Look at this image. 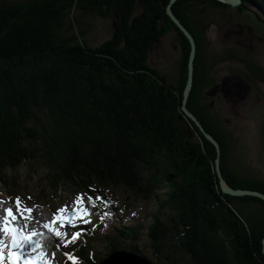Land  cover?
<instances>
[{"label":"trees","instance_id":"trees-1","mask_svg":"<svg viewBox=\"0 0 264 264\" xmlns=\"http://www.w3.org/2000/svg\"><path fill=\"white\" fill-rule=\"evenodd\" d=\"M170 1L0 4V182L15 187L9 180L26 166L31 174L42 171L43 181L87 178L135 190L158 203L148 238L160 264H264V201L222 192L217 150L183 112L191 46L167 15ZM202 1L228 7L217 0L172 7L198 48L187 108L220 144L226 183L264 194V182L232 171L228 142L198 104L209 76L185 7ZM249 1L264 10V0ZM72 9L112 18V38L89 45L80 19L69 17ZM171 30L182 52L175 84L149 65L151 46ZM92 259L79 264H96Z\"/></svg>","mask_w":264,"mask_h":264},{"label":"rangeland","instance_id":"rangeland-1","mask_svg":"<svg viewBox=\"0 0 264 264\" xmlns=\"http://www.w3.org/2000/svg\"><path fill=\"white\" fill-rule=\"evenodd\" d=\"M20 1L26 0H0V4ZM217 1L227 5L220 0ZM242 4L244 5L242 7L227 5V8H217L212 5L214 8H203L202 4L198 2L195 6L189 3L185 8L191 12L196 29L198 23H202L198 30L203 39L205 38L206 44L203 71L204 74L207 71L209 79L201 86V93L204 94L203 100L206 102L202 105L200 96L198 104L205 116L210 118L209 121L212 125L228 142V164L232 171L243 179L264 182V10H260L249 0L242 1ZM141 10L142 5L139 2L135 15H139ZM69 17L80 19L79 29L87 31L85 40L92 47L101 46L113 36L115 27L112 18H102L98 15L85 16L77 9H72ZM181 55L179 38L176 32L171 30L151 46L149 65L166 76L171 84H175L179 77ZM227 83L233 85L240 83L243 90L235 87V90L238 89V94L233 97L234 105L231 104L229 94L226 97L222 92L216 96L213 95L212 97H215L221 104V111L218 109L219 114H217L215 110L208 108V103L212 98L208 97L205 92H212L215 85L223 86L226 89ZM246 86L250 87L244 88ZM248 90L249 94H245ZM13 177L18 180L19 191L8 189L7 182H0V193L3 196L22 194L19 206L16 203L17 199L8 200V205L19 211L16 217L19 223L23 222L24 228H27L26 223L29 222L27 218L37 213L44 217L45 221L47 220V224L53 223L56 215L60 212V206H63L62 208L75 206L77 210L86 207L90 215L81 217L87 222L96 221L97 216L90 206L84 202L82 204L76 202L78 196H81L84 201L83 194L77 190L69 195L61 193V195H65L61 201L49 199L50 208L46 210L44 201L40 198L39 189L36 187L37 182L43 177L42 171L31 174L29 169L24 166L13 174ZM13 179L9 181L11 182ZM25 194H31L39 200L38 205L41 201V207L33 206L24 196ZM8 201L6 198L4 201V198L0 196V206ZM142 204V207L147 210L146 203L142 202ZM238 207L241 208V206ZM246 208L250 210V207ZM24 209L32 211L29 213ZM138 209L143 212L140 207ZM253 210L256 211L257 206L253 205ZM147 246L150 251L141 247V250L144 251L143 255L157 264L153 250L150 248V241Z\"/></svg>","mask_w":264,"mask_h":264},{"label":"water","instance_id":"water-1","mask_svg":"<svg viewBox=\"0 0 264 264\" xmlns=\"http://www.w3.org/2000/svg\"><path fill=\"white\" fill-rule=\"evenodd\" d=\"M179 0H171L170 4L167 7V15L170 17L172 22L178 27V29L184 34V36L188 39L190 46H191V51H190V57H189V62H188V80H187V85L184 90V98H183V112L185 115L195 123V125L198 127L200 132L204 135V137L214 145V147L217 150V159H216V173L220 181V187L222 192L227 195V196H232L235 198H242V197H254L257 199H260L264 201V194L257 192V191H248V190H236L232 187H230L222 173V168H221V149H220V144L218 141L209 133L206 132L204 127L201 125V123L198 121V119L188 110L187 108V103L193 88V83H194V72H195V60L197 57V43L194 38V36L191 34V32L180 22V20L176 17L174 14L172 7L173 5L178 2ZM224 2L225 4L229 5L230 7H238V6H244L242 4L241 0H220ZM263 254H264V240H263ZM102 264H150L148 261L138 258L134 255L131 254H126V253H115L113 254L108 260L103 262Z\"/></svg>","mask_w":264,"mask_h":264},{"label":"snow or ice","instance_id":"snow-or-ice-1","mask_svg":"<svg viewBox=\"0 0 264 264\" xmlns=\"http://www.w3.org/2000/svg\"><path fill=\"white\" fill-rule=\"evenodd\" d=\"M88 199H89V202L92 203V198L89 197ZM97 199H102V198L97 197ZM76 202L78 204H82L83 203L82 197L81 196H78ZM16 203H17V206L20 205L19 198H17ZM24 211L30 213L32 210L31 209H24ZM59 211L60 212H64L65 209L62 208ZM7 214H8V216L15 218L11 209H8L7 210ZM77 214L80 215V216L90 215V213L88 212V209L86 207L77 210ZM106 215H108V213H105V216ZM65 219H67V218H65ZM101 219L103 220L104 219V216H102ZM69 222H71V221H69ZM45 227H49V225H45ZM4 231L5 232H11L12 233V244H11V249L12 250L9 251L8 258H9L10 264H16L17 252L16 251H13V250H16V249L23 250L26 243H31L32 242L31 241V235H28V236L21 235L15 229L5 228ZM60 235H61L60 232H56V236L59 237ZM76 238H77V235L76 234H73L72 239L75 240ZM6 247H7V245L4 243V241L3 240H0V264H2V261L4 259L3 250ZM32 251H35V248L34 247H33ZM24 264H29V259H25L24 260Z\"/></svg>","mask_w":264,"mask_h":264},{"label":"flooded vegetation","instance_id":"flooded-vegetation-1","mask_svg":"<svg viewBox=\"0 0 264 264\" xmlns=\"http://www.w3.org/2000/svg\"><path fill=\"white\" fill-rule=\"evenodd\" d=\"M200 4H202V6H203V8L205 7V8H208V7H212V4H209L207 1H202V2H199ZM214 6V5H213ZM212 8H214V7H212ZM142 9H143V7H142ZM216 10V9H215ZM142 11V10H141ZM196 13H197V11H196ZM199 25H201L202 23H198ZM197 25V24H196ZM199 25H197L196 27H197V29L195 28L194 30H195V32L197 33V35L199 36V38H200V41L202 42V44L204 45V47H205V38L203 39V36H202V34L199 32V30H198V27H199ZM205 52H206V50H205ZM247 71L249 72V70L247 69ZM240 86V87H239ZM235 87L236 88H239V89H241V90H243V86H241L240 85V83H236L235 85H233V84H229V83H227L226 84V89H224V87L222 86H218V85H215L214 86V88H212L213 89V91L212 92H209V91H207V92H205L206 93V95L208 96V97H210V98H212L211 99V101L208 103V108H211V109H213V110H215L216 112H217V114H219V111H218V109L221 111V104H220V102L217 100V99H215V97H212L213 95L214 96H216L218 93H220V92H222L223 93V95H224V97H226V96H228V94H229V96H231L230 97V99H231V104L232 105H234V99H233V97L235 96V95H237L238 94V89L237 90H235ZM248 87H250V86H246V87H244V88H248ZM242 92V91H241ZM245 92V91H244ZM245 94H249V90L247 91V92H245ZM203 93H201V101H200V103L202 102V105L204 104V102H206V100H203ZM221 100V99H220ZM219 106V107H218ZM212 110V111H213ZM206 118L207 119H209L210 120V118L206 115ZM228 125L230 126V123L228 122Z\"/></svg>","mask_w":264,"mask_h":264},{"label":"bare ground","instance_id":"bare-ground-1","mask_svg":"<svg viewBox=\"0 0 264 264\" xmlns=\"http://www.w3.org/2000/svg\"><path fill=\"white\" fill-rule=\"evenodd\" d=\"M211 80V79H210ZM9 202V201H8ZM14 205V204H13ZM15 207V206H14ZM118 207V203L116 204V206H114V208H117ZM12 208V207H11ZM60 210V209H59ZM55 215V214H54ZM47 216V215H46ZM35 220V221H37V222H39L41 225H46L47 224V220L45 221L44 220V217H41L40 215H39V213H37V214H34V216H30V218H28V223H26V226H27V228H28V231H30L31 229H32V226L33 225H35V224H33L32 223V221L33 220ZM23 223V222H22ZM27 228H25V229H27ZM128 235V234H127ZM126 235V236H127ZM40 241H41V238H39L38 239V241H37V243H38V245L40 244Z\"/></svg>","mask_w":264,"mask_h":264}]
</instances>
